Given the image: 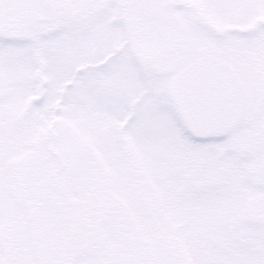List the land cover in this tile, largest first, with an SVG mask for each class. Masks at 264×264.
<instances>
[{"label":"snow or ice","instance_id":"6c2138e0","mask_svg":"<svg viewBox=\"0 0 264 264\" xmlns=\"http://www.w3.org/2000/svg\"><path fill=\"white\" fill-rule=\"evenodd\" d=\"M0 264H264V0H0Z\"/></svg>","mask_w":264,"mask_h":264}]
</instances>
